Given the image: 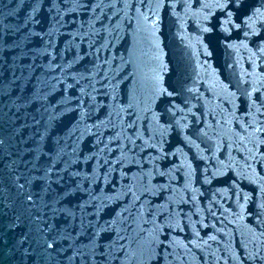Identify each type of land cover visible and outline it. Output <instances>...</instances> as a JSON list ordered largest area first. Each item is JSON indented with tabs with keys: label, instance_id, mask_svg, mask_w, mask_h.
<instances>
[{
	"label": "water",
	"instance_id": "1",
	"mask_svg": "<svg viewBox=\"0 0 264 264\" xmlns=\"http://www.w3.org/2000/svg\"><path fill=\"white\" fill-rule=\"evenodd\" d=\"M0 264H264V0H0Z\"/></svg>",
	"mask_w": 264,
	"mask_h": 264
},
{
	"label": "snow or ice",
	"instance_id": "2",
	"mask_svg": "<svg viewBox=\"0 0 264 264\" xmlns=\"http://www.w3.org/2000/svg\"><path fill=\"white\" fill-rule=\"evenodd\" d=\"M51 246V245H50Z\"/></svg>",
	"mask_w": 264,
	"mask_h": 264
}]
</instances>
